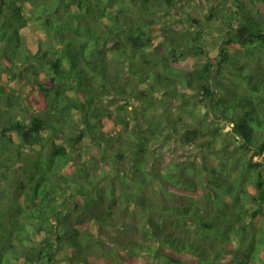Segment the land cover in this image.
<instances>
[{
  "label": "trees",
  "instance_id": "16d2710c",
  "mask_svg": "<svg viewBox=\"0 0 264 264\" xmlns=\"http://www.w3.org/2000/svg\"><path fill=\"white\" fill-rule=\"evenodd\" d=\"M176 2L0 0V264H264V0Z\"/></svg>",
  "mask_w": 264,
  "mask_h": 264
},
{
  "label": "rangeland",
  "instance_id": "374dc122",
  "mask_svg": "<svg viewBox=\"0 0 264 264\" xmlns=\"http://www.w3.org/2000/svg\"><path fill=\"white\" fill-rule=\"evenodd\" d=\"M176 1L177 2H176L175 7L173 9H169L168 11H166V13L163 12V13L156 14L157 18L161 17L160 18V21H162L161 25H162V23H164V21H166L165 23H167L169 21L173 22L174 20L172 19L171 13H176L177 16L182 17L183 19L191 16V17H195V18L199 19L204 25L209 24L211 26V28L215 29L218 27L219 21L214 22V24H213L214 27L212 24H210L211 22L208 21L207 15H209V13H210L209 7L211 6V4L207 3L206 0H203L205 2L204 6L201 4L200 0H176ZM217 1H219V0H213L214 3H216ZM232 1L233 0H229V4H231ZM163 5H165L164 2H163ZM236 16H232L229 14V17H233L234 23L236 22ZM153 32H155V34H153V37L158 38V36H157L159 34L158 28L156 30H154ZM38 34H42V33H38ZM218 35H219V33H216L215 31L211 36L205 35L204 39L208 40V42L205 44H206L207 49H210V55L211 56H215L216 52L218 51V48H219L218 45L214 44L215 42L218 41L217 40ZM29 40L30 39L26 37L27 45H32V42H30ZM22 86H24V84H22ZM1 87L4 88L5 90L7 89V92L8 91L10 92V91L16 89V85H13L10 87V85L2 84ZM132 108H133V104H132L131 109ZM203 111H204L203 109H196V116L198 118L203 117ZM147 113L149 115H151L152 111L149 110V111H147ZM229 128H230V126L227 125L223 129H225L224 131H228ZM88 153L90 154L92 152L85 151L83 153L85 158L87 157L86 155H88ZM109 153H110V151L108 153H106V155H110ZM112 167H113V162L111 160H108L107 162L103 161L100 164L98 172L99 173L103 172V173H107V174H112ZM1 172L2 171L0 170V205H3L4 203L5 204L8 203V198L5 197L4 195H6L8 193L11 194L12 190H10L9 180H6L7 177L4 176ZM2 192H4V195H2ZM14 241H15L14 246L16 248V251H19L21 248V242H17V240H14Z\"/></svg>",
  "mask_w": 264,
  "mask_h": 264
}]
</instances>
